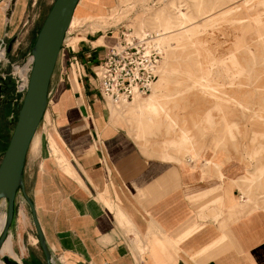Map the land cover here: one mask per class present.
Listing matches in <instances>:
<instances>
[{"label": "crops", "instance_id": "obj_1", "mask_svg": "<svg viewBox=\"0 0 264 264\" xmlns=\"http://www.w3.org/2000/svg\"><path fill=\"white\" fill-rule=\"evenodd\" d=\"M53 2L0 0V83L13 84L0 104V162L15 127L12 75L17 69L26 77L37 32ZM121 32L103 34L106 44L100 35L87 34L80 42L72 40L71 48L67 36L44 115V120L52 117L49 139L42 135L31 153L37 141L32 140L27 154L25 191L53 263L264 264V206L249 205L244 195L262 163L250 167L231 150L175 161L157 144L141 145L115 104L101 97L94 76ZM74 57L82 76L71 69ZM50 135L63 151L55 154L58 162ZM46 137L47 153L41 149ZM20 195L8 237L24 258L21 243L25 246L26 240L31 249L24 250L43 249L34 239L30 206ZM32 256L27 262L40 261Z\"/></svg>", "mask_w": 264, "mask_h": 264}, {"label": "rangeland", "instance_id": "obj_2", "mask_svg": "<svg viewBox=\"0 0 264 264\" xmlns=\"http://www.w3.org/2000/svg\"><path fill=\"white\" fill-rule=\"evenodd\" d=\"M117 30L139 37L152 33L162 50L152 91L127 105L115 104L130 133L141 145L157 144L175 161L231 150L250 167L262 163L244 195L249 205L264 206V0H81L68 44L71 48L72 40L91 33L106 44L103 34ZM15 103L14 124L21 106L20 100ZM51 122L52 117L43 118L31 153L42 135L49 139ZM50 138L52 156H61ZM41 145L47 153V137ZM6 212L2 200L0 226ZM25 243L31 249L29 240ZM25 246L21 243L27 252L22 258L12 236L6 240L7 254H17V262L35 255L37 264H47L42 250ZM15 248L20 252L16 243ZM5 256L0 254L2 264H8Z\"/></svg>", "mask_w": 264, "mask_h": 264}, {"label": "water", "instance_id": "obj_3", "mask_svg": "<svg viewBox=\"0 0 264 264\" xmlns=\"http://www.w3.org/2000/svg\"><path fill=\"white\" fill-rule=\"evenodd\" d=\"M79 2L80 0H54L42 24L32 48L33 60L28 88L19 109L9 145L0 162V203L2 200L7 201L6 223L0 235V248L9 235L15 216L16 199L21 192L30 206L38 240L47 264H54L53 258L34 202L25 191L24 168L28 150L47 110L51 78ZM12 86L13 84L9 83L7 87ZM4 87L5 85L0 83V104ZM5 258L4 260L9 264V257ZM13 264L23 263L15 261Z\"/></svg>", "mask_w": 264, "mask_h": 264}, {"label": "built area", "instance_id": "obj_4", "mask_svg": "<svg viewBox=\"0 0 264 264\" xmlns=\"http://www.w3.org/2000/svg\"><path fill=\"white\" fill-rule=\"evenodd\" d=\"M132 33L122 31L118 42L109 48L105 58L94 71L101 97L113 104H122L133 100L136 94L147 95L152 91L158 77L157 70L162 50L154 41L156 36L146 32L139 37ZM67 36L68 32L66 38ZM66 38L62 51L67 45ZM70 66L72 70H77L81 75V64L77 57L71 60ZM31 68L32 66H30L26 77L13 72L16 100H22L26 93Z\"/></svg>", "mask_w": 264, "mask_h": 264}, {"label": "bare ground", "instance_id": "obj_5", "mask_svg": "<svg viewBox=\"0 0 264 264\" xmlns=\"http://www.w3.org/2000/svg\"><path fill=\"white\" fill-rule=\"evenodd\" d=\"M77 8H78V7H77ZM77 8H76V10H77ZM76 10H75V13H76ZM75 13H74V16H73V19H72V22H71L70 28H71V26H72V23H73V20H74V17H75ZM70 28H69V30H70ZM69 30H68V31H69ZM32 60H33V58H32ZM138 96L143 97V96L140 95V94H136V95L134 96V98H136V97H138ZM134 98H133V99H134ZM131 101H132V100L127 101V102H123L122 104H118V105H127V104L130 103ZM34 138H35V137H34ZM33 140H34V139H33ZM5 223H6V216H5L3 222H2V224H1V226H0V235H1V233L3 232V229H4V227H5ZM6 240H7V239H6ZM6 240H5V242L3 243L2 247L0 248V254H3V255H6V254H7V251H6ZM12 257H14V258H16V259H19V257H18L17 254H13Z\"/></svg>", "mask_w": 264, "mask_h": 264}, {"label": "trees", "instance_id": "obj_6", "mask_svg": "<svg viewBox=\"0 0 264 264\" xmlns=\"http://www.w3.org/2000/svg\"><path fill=\"white\" fill-rule=\"evenodd\" d=\"M46 18V17H45ZM45 20V19H44ZM44 22V21H43ZM41 27H42V25L40 26V28H39V30H38V32H37V35H38V33H39V31H40V29H41ZM37 37V36H36ZM35 41H36V39H35ZM35 44V43H34ZM8 83H11V82H8ZM5 87L6 88H8L9 90H12V88L13 87H7L6 86V84H5ZM24 98V97H23ZM23 98H22V100H21V105H22V102H23ZM21 107V106H20ZM19 111V110H18ZM18 114H19V112H18ZM17 118H18V115H17V117H16V121H17ZM16 121H15V123H16ZM9 145V144H8ZM8 147V146H7ZM7 149V148H6ZM16 208V207H15ZM4 259H6V258H4ZM9 259V264H13V263H15V261L14 260H12L11 258H8ZM26 264H34V262L32 263V262H27Z\"/></svg>", "mask_w": 264, "mask_h": 264}, {"label": "flooded vegetation", "instance_id": "obj_7", "mask_svg": "<svg viewBox=\"0 0 264 264\" xmlns=\"http://www.w3.org/2000/svg\"><path fill=\"white\" fill-rule=\"evenodd\" d=\"M3 91H4V93H5V92L9 91V89H8V88H6V87H4V88H3ZM34 264H37V263H36V262H34Z\"/></svg>", "mask_w": 264, "mask_h": 264}]
</instances>
